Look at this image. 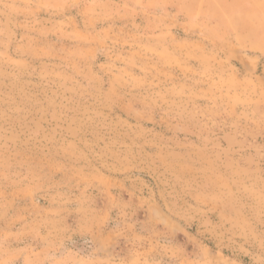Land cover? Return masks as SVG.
Listing matches in <instances>:
<instances>
[{
  "label": "clouds",
  "instance_id": "1",
  "mask_svg": "<svg viewBox=\"0 0 264 264\" xmlns=\"http://www.w3.org/2000/svg\"><path fill=\"white\" fill-rule=\"evenodd\" d=\"M195 6L0 0V264H264V0Z\"/></svg>",
  "mask_w": 264,
  "mask_h": 264
},
{
  "label": "rangeland",
  "instance_id": "2",
  "mask_svg": "<svg viewBox=\"0 0 264 264\" xmlns=\"http://www.w3.org/2000/svg\"><path fill=\"white\" fill-rule=\"evenodd\" d=\"M225 3V0H196V6L192 9V15L193 16H198V17H203V16H216L218 14L224 13V8L222 5ZM75 14V13H73ZM47 13H40L41 18H47ZM79 22V18H78ZM138 23L140 22L139 20L137 21ZM172 35L175 36L177 40H183L185 37V32L181 28H176L172 30ZM55 40V37H49V42H52ZM60 43H62L66 47L71 46V41L70 40H63ZM104 60L103 57H99L97 62L102 63ZM40 61H35L33 64V67L36 68V71H40ZM194 63V62H193ZM236 67L240 68L241 65L236 62ZM4 76H0V79L4 80V83L6 84H14L15 82H20L21 86H26L29 89L40 92L43 88L46 86L43 84V82L40 80L39 76L33 74L31 76L28 75H18L16 74L15 70L7 67L4 68L3 70ZM30 71V70H29ZM174 73L179 76V68L173 69ZM197 103H202L201 101H197ZM231 107L233 111L239 116V117H247L251 111L252 108H258L259 105H253V98L248 97V96H242L239 93L233 95L230 100ZM118 115H122L120 113L119 109L115 110ZM259 116V112L257 111V118ZM146 128L153 129L156 132L162 131V127L160 125L153 126L151 123H146L145 125ZM227 131V130H226ZM259 128L256 129V134L254 135V147L251 149V151L255 152L256 155H259V149L261 145H264V135H259ZM223 133L218 131V136H222ZM184 134L180 133V138L183 139ZM238 139H243V137H240ZM253 140V137H249L246 142H251ZM220 144L223 147L228 146V141L221 140ZM93 196H97V192L93 191ZM125 199H127V195H125ZM23 202H19L17 206L21 205ZM40 205L41 206H46L47 201L45 200H40ZM196 225L193 224L192 228L190 231L195 233L196 231ZM181 237H178V239ZM225 255H229L227 250L225 251Z\"/></svg>",
  "mask_w": 264,
  "mask_h": 264
}]
</instances>
